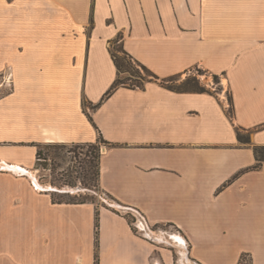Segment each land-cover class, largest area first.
Returning a JSON list of instances; mask_svg holds the SVG:
<instances>
[{
  "label": "crops",
  "instance_id": "crops-1",
  "mask_svg": "<svg viewBox=\"0 0 264 264\" xmlns=\"http://www.w3.org/2000/svg\"><path fill=\"white\" fill-rule=\"evenodd\" d=\"M115 41L159 79L107 96ZM196 68L220 90L161 83ZM2 73L0 264H264V0H0ZM100 137L121 208L54 202L38 147Z\"/></svg>",
  "mask_w": 264,
  "mask_h": 264
},
{
  "label": "rangeland",
  "instance_id": "rangeland-1",
  "mask_svg": "<svg viewBox=\"0 0 264 264\" xmlns=\"http://www.w3.org/2000/svg\"><path fill=\"white\" fill-rule=\"evenodd\" d=\"M112 49L127 65L125 70L128 72L122 75L123 78L140 82L143 79H151L148 73H146L136 62L122 54L118 43L112 45ZM188 80H195L206 90H212V87L216 90H220V80L215 79L214 76L208 74L200 68L193 69L186 74L180 75L175 81L171 82L170 85L179 89ZM10 83L12 82L10 81V77H8L7 73L0 74V98L7 96L11 92L12 87L10 86ZM86 108H91V106L86 104ZM95 144L97 146L103 145L100 139H98ZM46 145L49 144L46 143L40 145V150L45 154L47 151H50V156L46 157L48 159L46 163H44V161H39V164L38 161L36 162V175L43 183L50 184L49 190L52 193H55L53 194L54 197L65 201H69L71 199H83L93 202L98 206L108 207V205H114L121 208L118 203L107 195L99 186L95 187L85 180V184H83L82 180L79 178L81 177L80 174L84 173V170L81 167L85 166L87 169L90 159L91 161L94 160L93 154L91 153L93 151L92 148L86 146L79 147L75 144H64L66 147L61 150L55 148L48 150ZM55 153H59L58 158H54ZM154 229L156 231H161L163 229L171 230L168 226H156ZM174 234L180 236L178 233L174 232ZM172 238H174V235ZM169 242L170 241H168V245L160 244V247L173 251L176 262L175 264H178L177 262H180V260L183 259V253L186 252L180 251L179 248L176 250V244L173 241ZM185 262L186 264H196L188 261L187 259H185Z\"/></svg>",
  "mask_w": 264,
  "mask_h": 264
},
{
  "label": "trees",
  "instance_id": "trees-1",
  "mask_svg": "<svg viewBox=\"0 0 264 264\" xmlns=\"http://www.w3.org/2000/svg\"><path fill=\"white\" fill-rule=\"evenodd\" d=\"M118 41H115L112 45L117 44ZM120 45V44H119ZM120 50L122 52V54H124L125 56H127L128 58H130L132 61H134V59H132L123 49L122 46L120 45ZM112 57L113 60L116 64V67L118 69V77L116 79V81L114 82V85L112 86L111 90L107 93V96H110L117 88L123 86L129 89H137V88H143L144 84L146 81H150L153 79H159L156 75H154L150 70H148L145 66H143L142 64L136 62L146 73H148L149 77L151 79L149 80H141L140 81H133L131 79H125L123 78V74H125L126 72H128L126 69V63H124L123 59L120 58L114 51H112ZM180 75L177 76H173L170 77L168 79H163L161 81V83L163 85H169L171 82L175 81L176 78H178ZM215 79H219L217 76H214ZM172 88V87H170ZM181 92H206V89L204 87H202L198 82H196L195 80H188L186 81L183 86H181L179 89L177 88H172ZM238 138L239 141L243 144H247L250 143L249 140V135H243L240 132L238 133ZM102 142V144H107L106 141H104L103 138H99ZM49 145H46L47 149H51V148H55V149H59L61 150L62 148L66 147L64 144L61 143H48ZM78 145L79 147H89L92 148L93 151L91 152L93 154V159L88 163V167L86 169V167H81L84 170L83 174H80L81 177H79L83 184H85L84 182H88L91 183V185L93 186H99V179H100V160H101V146H97L95 143L92 144H75ZM255 154H256V158H257V164L253 167V169H258L263 163H264V146L261 147H255ZM45 156V157H43ZM47 156H50V151H47L46 154L43 153V151L40 150V147H38V151H37V161L39 164V161H44V163L47 162ZM88 156V155H87ZM59 157V153H55L54 154V158H58ZM85 180V181H84ZM53 200L54 202L57 203H67V204H86V203H93L90 201H86V200H79V199H71L69 201H65V200H60L59 198L54 197L53 195ZM95 204V203H93ZM99 213L97 212L96 215V229L99 228ZM98 233V232H97Z\"/></svg>",
  "mask_w": 264,
  "mask_h": 264
},
{
  "label": "built area",
  "instance_id": "built-area-1",
  "mask_svg": "<svg viewBox=\"0 0 264 264\" xmlns=\"http://www.w3.org/2000/svg\"><path fill=\"white\" fill-rule=\"evenodd\" d=\"M105 144L101 145V153L103 152ZM138 222V218L134 216V220L132 222V225L134 226Z\"/></svg>",
  "mask_w": 264,
  "mask_h": 264
}]
</instances>
